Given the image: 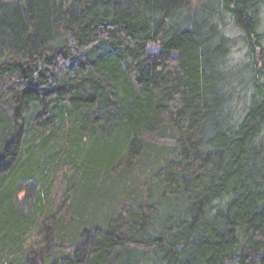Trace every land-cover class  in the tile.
I'll return each instance as SVG.
<instances>
[{
    "label": "trees",
    "instance_id": "trees-1",
    "mask_svg": "<svg viewBox=\"0 0 264 264\" xmlns=\"http://www.w3.org/2000/svg\"><path fill=\"white\" fill-rule=\"evenodd\" d=\"M254 3L0 0V264H264Z\"/></svg>",
    "mask_w": 264,
    "mask_h": 264
},
{
    "label": "clouds",
    "instance_id": "clouds-1",
    "mask_svg": "<svg viewBox=\"0 0 264 264\" xmlns=\"http://www.w3.org/2000/svg\"><path fill=\"white\" fill-rule=\"evenodd\" d=\"M247 13L254 17L253 34L264 37V0H255V3L248 7ZM211 23L217 27V34L213 37L214 43L222 44L227 49L223 54L219 70L226 72L248 64L251 60L249 32L238 22L235 14L225 11L222 18L213 17ZM227 199L228 197L225 196L224 200Z\"/></svg>",
    "mask_w": 264,
    "mask_h": 264
}]
</instances>
